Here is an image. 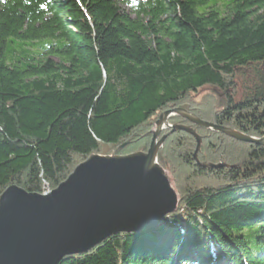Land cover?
I'll list each match as a JSON object with an SVG mask.
<instances>
[{"label":"trees","instance_id":"obj_1","mask_svg":"<svg viewBox=\"0 0 264 264\" xmlns=\"http://www.w3.org/2000/svg\"><path fill=\"white\" fill-rule=\"evenodd\" d=\"M244 68L252 88L234 100ZM205 86L227 94L220 109L188 99ZM179 106L264 136V0H0V194L54 189L93 154L146 151L150 124ZM191 127L197 158L228 167L197 165L194 138L168 134L157 161L177 210L57 264H264V146Z\"/></svg>","mask_w":264,"mask_h":264},{"label":"water","instance_id":"obj_2","mask_svg":"<svg viewBox=\"0 0 264 264\" xmlns=\"http://www.w3.org/2000/svg\"><path fill=\"white\" fill-rule=\"evenodd\" d=\"M170 115L192 125L221 132L237 141L264 146L245 135L173 108L164 111L151 131L148 149L128 155H90L67 178L45 193L9 186L0 194V264H57L65 256L86 253L111 235L134 233L158 224L176 208L177 196L156 154L160 126ZM195 140L193 159L201 139L194 129L173 125ZM213 168L221 165H209Z\"/></svg>","mask_w":264,"mask_h":264},{"label":"rangeland","instance_id":"obj_3","mask_svg":"<svg viewBox=\"0 0 264 264\" xmlns=\"http://www.w3.org/2000/svg\"><path fill=\"white\" fill-rule=\"evenodd\" d=\"M236 81H235V88H234V90H233V92H231V95L233 94V98H234V100H240L242 97H244V94H246L247 92H249V88H252L251 86H252V84H253V79H252V76H253V71L252 70H248L247 68H244V69H240L239 71H237L236 72ZM226 93L225 92H223V91H221V90H217V89H215V88H212V87H209V86H205V87H202V88H200L196 93H193V94H189V96H188V99L189 100H191V101H193V104L195 103V104H200L201 102H203V105H204V103L206 102V100H208V98H210V100L212 99V103L216 106H218V108L217 109H220L221 108V106H223L224 104H225V101H226ZM188 100V101H189ZM185 105V104H184ZM188 105L190 106V103H188ZM173 108H176V107H171V108H169V109H173ZM177 108H179V109H182V110H184V111H186V112H188V113H190V114H192L193 116H195L193 113H191V112H189V111H187L184 107H177ZM204 108V107H203ZM166 110H168V109H166ZM165 110V111H166ZM164 111H162L161 113H159V115L155 118L156 120L155 121H153L151 124H150V128H149V130H148V133L151 135V131L153 130H156L157 129V127L155 126V122L158 120V118H159V116L163 113ZM174 116H177V117H179L178 115H170L169 117H167V119L166 120H164V122L162 123V126H160L161 128H160V132H159V135H158V137L156 138V140L158 141L163 135H168V134H171L170 133V130H171V128H172V126L173 125H184V126H189V127H191V125L192 124H190L189 122H187V123H181L180 121H178V119H170V117H174ZM196 117V116H195ZM179 118H181V117H179ZM181 119H183V118H181ZM193 126V125H192ZM197 127V126H196ZM192 128V127H191ZM200 129H205V128H201V127H199ZM227 128H230V127H227ZM193 129V128H192ZM230 129H232V128H230ZM195 130V129H194ZM205 130H208V129H205ZM196 131V130H195ZM209 131H212V130H209ZM165 132H167L166 134H165ZM174 132H176V131H174ZM174 132H172V133H174ZM217 132V131H216ZM219 133H221V132H219ZM202 132H199V133H197V135L200 137V139H201V142H200V146H199V149H198V151H197V154H196V160H194L195 161V163L197 164V165H201V166H203V167H210V168H213V167H211V166H209V165H211L212 163H210V162H208V161H201V160H199V158H197L198 157V155L200 154V152H201V150H202ZM222 134V133H221ZM226 136V135H225ZM228 137V136H227ZM252 137V136H251ZM166 138V137H165ZM255 138H257V137H255ZM165 140V139H164ZM164 140H163V142H162V144H161V146L159 147V149H158V151H157V154H158V152H159V150L161 149V147H162V145H163V143H164ZM150 141H151V138H150ZM150 141H149V143H150ZM195 145H196V143H194ZM129 145V142H125V144L124 145H122V146H120L121 147V149H122V147H124V146H128ZM148 148L146 147V149L145 150H147ZM194 150H195V147H194ZM194 150L192 151V158H193V152H194ZM120 151V152H119ZM116 153L114 154V153H112V154H107V155H115V156H122L121 154H119V153H121V150L118 148V150H116L115 151ZM135 152H138V151H135ZM135 152H133V153H135ZM143 152H145L144 150H143ZM129 154H132V153H129ZM157 154H156V162L158 163V161H157ZM100 155H102V154H100ZM124 155H128V154H124ZM123 155V156H124ZM203 158H206V155H204V157ZM159 164V163H158ZM215 164H219V165H221L220 167H217V168H223V167H225V168H227L228 167V165L225 163V161L223 160V159H220L219 161H217V163H214L213 165H215ZM160 165V164H159ZM161 167H162V169L164 170V172H165V174H166V176L168 177V179L170 180V185H171V187H172V189L174 190V192L176 193V196H177V204H176V208H175V210L173 211V212H171V213H169V214H172V213H174L176 210H177V207H178V201H179V193L177 192V190H176V186H175V184H174V180H173V176L171 175V172H170V170L168 169V167L167 166H162V165H160ZM196 177H197V179L195 180V182L197 183V185L198 186H204V183H206V184H211V185H216V184H218V182L220 181H216V179H215V176H214V174H212V175H209V176H207V177H198V175H195ZM50 190V189H49ZM48 189L46 190V191H44L43 193H45V192H47V191H49ZM169 214H166V215H169ZM165 215V216H166ZM155 225V224H154Z\"/></svg>","mask_w":264,"mask_h":264},{"label":"bare ground","instance_id":"obj_4","mask_svg":"<svg viewBox=\"0 0 264 264\" xmlns=\"http://www.w3.org/2000/svg\"><path fill=\"white\" fill-rule=\"evenodd\" d=\"M49 190V189H48Z\"/></svg>","mask_w":264,"mask_h":264}]
</instances>
